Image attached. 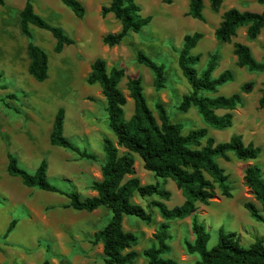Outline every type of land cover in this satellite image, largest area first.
<instances>
[{"label": "rangeland", "instance_id": "obj_1", "mask_svg": "<svg viewBox=\"0 0 264 264\" xmlns=\"http://www.w3.org/2000/svg\"><path fill=\"white\" fill-rule=\"evenodd\" d=\"M85 7L82 17H77L61 0H32L34 10L46 21L61 27L73 40L63 46L60 52L53 47L52 34L31 25L33 41L48 55V76L36 81L27 71V38L19 27L18 12L25 0H4L0 6V264H59L65 259L68 264H104L102 244L93 243V233L109 220L111 212L107 207L93 211H76L63 207L68 202L65 196L27 187L21 179L7 173V153L18 159L20 166L33 172L42 159L47 162L48 180L65 191H76L81 198L95 194L91 189L93 181L100 179L103 161L102 140L114 139L108 126L106 102L98 84H88L86 77L93 60H105L107 69L119 67L124 76L118 86L126 95L124 116L133 113V101L128 95L127 82L132 77L142 79L143 93L147 105L155 117L156 103L167 110L172 122L182 124V133L195 128L206 127L207 135L215 142L227 141L232 135H240L245 144L260 148L256 159L240 160L232 153L226 158H216L217 163L228 176L231 197L220 191L207 204L196 203L195 214L209 233L208 248L218 238L219 228L234 232L240 243L247 246L264 231V224L255 221L244 207L250 201L259 209L261 204L254 198L244 183L247 165L260 167L264 179V109L258 107L264 71H249L236 65L233 42L247 44L253 56L264 59V27L254 40L246 36V27H239L231 42H219L214 36L221 14L230 7L261 11L256 0H222L217 12L204 1L203 20L187 14V0H135L140 6L142 17L150 20L140 31L130 32L119 44L108 46L102 42L107 33L120 29V22L113 14L101 15L102 6L109 0H79ZM201 32L203 36L191 50L199 55L195 68L200 73L208 58L216 55L212 73L216 77L225 69L234 73L233 80L218 87L210 96H228L240 90L243 83H251L249 92H241L242 102L233 110L230 127L218 130L207 126L195 107L185 112L177 109L182 94L189 85L177 63L178 52L185 34ZM137 51L152 58L165 67V86L155 90L154 75L136 60ZM64 109L63 134L80 149L92 153L95 158L79 157L70 149L49 143V133L58 107ZM222 114L223 110H217ZM204 144V139L202 140ZM134 175L140 184L154 183L152 172L143 168L141 159L135 155ZM169 191L168 199L155 196L141 197L134 193L132 201L152 212L150 223L134 216H125L122 226L138 236V243L132 247L137 257L131 264H147L143 249L154 241L153 234L163 221L154 207L153 199L162 200L168 207L179 205L184 197L170 179L161 181ZM17 223L10 233L3 234L11 219ZM171 238L169 252L163 254L180 264H191L198 259L196 253L185 248V241H191V217L168 221Z\"/></svg>", "mask_w": 264, "mask_h": 264}, {"label": "trees", "instance_id": "obj_2", "mask_svg": "<svg viewBox=\"0 0 264 264\" xmlns=\"http://www.w3.org/2000/svg\"><path fill=\"white\" fill-rule=\"evenodd\" d=\"M171 3L172 0H162ZM187 14L194 19L203 20V0H187ZM262 5L261 11L243 10L230 7L221 14V19L214 29V36L219 42H231L239 27H246V36L254 40L264 27V0H256ZM77 17H82L85 7L79 0H61ZM212 11L217 12L222 0H208ZM4 0H0L2 6ZM108 13L119 20L120 29L115 33H107L102 42L108 46L119 44L130 32H138L148 23L150 16L142 17L140 6L135 0H109L102 6L101 15ZM19 27L27 38V56L29 59L27 71L36 81H44L48 76V55L45 50L33 41L31 25L49 31L55 39L53 47L60 52L64 45L73 40L64 30L46 21L35 12L32 0H25L18 12ZM203 34L195 31L183 36L178 52L177 63L185 77L189 90L182 94L177 109L181 112L195 107L203 122L214 129L222 130L233 123V110L242 102L241 92H249L251 83H243L240 90L228 96H210L218 87L233 80L234 73L225 69L216 77L212 75L216 65V55H211L206 67L198 73L195 66L199 61L198 54L191 50L196 46ZM233 53L236 65L249 71H264V59L258 61L250 47L242 42H233ZM136 60L144 65L154 75L153 86L160 90L165 86L166 76L164 64L158 63L142 51H137ZM124 76V70L119 67L107 69L104 59L97 57L90 65L86 77L88 84H98L106 102L108 126L114 139L104 137L102 140L103 161L100 166V179L92 182L94 195L81 198L76 191H65L52 184L47 177V162L42 159L31 173L20 166L18 159L12 153H7V173L21 179L23 185L57 193L68 200L63 207L76 211H93L99 207H107L111 216L108 222L93 233V243L102 244L104 264H131L137 257L132 249L138 243V236L123 229L125 216H134L146 223L153 219L152 212L132 201L134 193L141 197L155 196L168 199L169 191L161 181L170 179L181 191L184 199L179 205L168 207L162 200L153 199L149 206L154 207L162 218L153 234L154 241L143 249L142 255L147 264H180L171 258L163 257L169 252L168 221L191 217L193 239L185 241V248L190 253H196L198 259L191 264H264V231L256 236L254 241L244 246L234 232L218 230L217 242L208 248L209 233L204 224L199 221L195 211L196 203L207 204L217 191L225 197H231L228 176L217 163L216 158H226L232 153L240 160L256 159L260 148L253 144H245L240 135H232L227 141L215 142L207 135L206 127L195 128L182 133V124L172 122L166 108L156 103L157 117L146 102L143 93L142 79L139 76L128 79V95L133 101V113L126 119L124 105L126 95L118 84ZM258 107L264 109V82ZM217 110H223L218 114ZM64 109L58 107L49 133V143L67 148L79 157L94 159L95 156L80 149L63 134ZM204 139V144L202 140ZM135 155L138 156L143 168L153 173L156 181L150 184H140L134 175ZM244 183L250 189L254 198L261 204L259 209L254 203H244L249 215L264 224V179L261 169L256 164L247 165L244 170ZM17 223L13 218L8 223L3 234L6 237ZM42 264H48L44 260ZM59 264H68L61 259Z\"/></svg>", "mask_w": 264, "mask_h": 264}]
</instances>
